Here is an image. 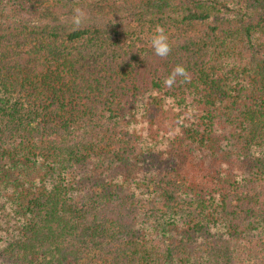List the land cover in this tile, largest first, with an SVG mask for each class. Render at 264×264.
I'll return each mask as SVG.
<instances>
[{
	"label": "trees",
	"instance_id": "1",
	"mask_svg": "<svg viewBox=\"0 0 264 264\" xmlns=\"http://www.w3.org/2000/svg\"><path fill=\"white\" fill-rule=\"evenodd\" d=\"M245 250L264 264V0H0V264Z\"/></svg>",
	"mask_w": 264,
	"mask_h": 264
},
{
	"label": "clouds",
	"instance_id": "2",
	"mask_svg": "<svg viewBox=\"0 0 264 264\" xmlns=\"http://www.w3.org/2000/svg\"><path fill=\"white\" fill-rule=\"evenodd\" d=\"M73 11H74L73 24L76 27H79V25L83 22L85 18V13L80 8H75ZM150 44L155 55L161 58H166L171 52V46L168 42V36L166 35L165 30L161 25H157L154 28L153 34L151 35L150 38ZM177 76H182L185 78V80L190 79L187 69L183 65L177 64L172 69V72L167 77H165L164 79L165 86L171 88L176 83Z\"/></svg>",
	"mask_w": 264,
	"mask_h": 264
},
{
	"label": "rangeland",
	"instance_id": "3",
	"mask_svg": "<svg viewBox=\"0 0 264 264\" xmlns=\"http://www.w3.org/2000/svg\"><path fill=\"white\" fill-rule=\"evenodd\" d=\"M253 241H254L253 239L248 240L246 245H245V247L246 246H250L251 244H253ZM246 249H247V247H246ZM240 259L241 260H240L239 264H258L259 263L257 257L254 256L253 253L246 254V250L244 251V253H242Z\"/></svg>",
	"mask_w": 264,
	"mask_h": 264
}]
</instances>
